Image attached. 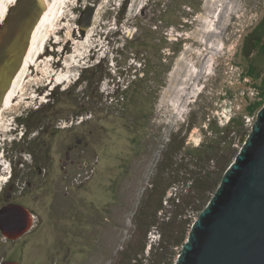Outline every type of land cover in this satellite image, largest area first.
Here are the masks:
<instances>
[{
    "label": "rangeland",
    "instance_id": "374dc122",
    "mask_svg": "<svg viewBox=\"0 0 264 264\" xmlns=\"http://www.w3.org/2000/svg\"><path fill=\"white\" fill-rule=\"evenodd\" d=\"M49 1L0 118V182L52 170L15 193L35 222L16 240L0 229V264H174L264 105V0Z\"/></svg>",
    "mask_w": 264,
    "mask_h": 264
},
{
    "label": "water",
    "instance_id": "95a60500",
    "mask_svg": "<svg viewBox=\"0 0 264 264\" xmlns=\"http://www.w3.org/2000/svg\"><path fill=\"white\" fill-rule=\"evenodd\" d=\"M45 9V0H17L0 26V109ZM93 13L91 7L84 12L83 29L91 25ZM24 213L28 211L20 205L2 208L3 232L24 233L29 227H23ZM174 264H264V105L215 193L193 222Z\"/></svg>",
    "mask_w": 264,
    "mask_h": 264
},
{
    "label": "flooded vegetation",
    "instance_id": "af4514ba",
    "mask_svg": "<svg viewBox=\"0 0 264 264\" xmlns=\"http://www.w3.org/2000/svg\"><path fill=\"white\" fill-rule=\"evenodd\" d=\"M16 0H14L15 2ZM7 14V13H6ZM47 49V48H46ZM48 52V51H47ZM22 114V113H21ZM13 134L15 135L16 138L18 134H20V137L19 138H22V136L25 134V131L22 130V129H16ZM17 140V139H15ZM12 143H9L7 145V148H9L11 146ZM76 145H70L68 147V150L66 151V159L63 161V166H62V169L64 171V182H66V180H68V184L67 186H65L66 188H69V186L71 185V181H70V168H68V166H73L75 164V158H73V155H72V152H73V149ZM11 148V147H10ZM8 149V153L9 151L10 152H13L11 149ZM35 155V154H34ZM35 157V156H34ZM10 159V157H8ZM16 161L15 163L17 164V162L19 161V157L16 156L15 157ZM19 164H21L22 166H25V163L24 161H19ZM32 169L33 168H36V170L38 171V173H35L36 170H33L34 173L32 175H26L23 176V177H20L18 176V174L15 173V175H9L8 178H4V180L2 182H0V191L3 189V193L6 194V198L5 200L1 201V204H0V210L6 206H10V205H20V206H23L20 202H17V196H15V193L18 192H24L26 190L29 189L32 190L36 187H42V185H37L39 182V176H46L47 172H49V170L51 169V167L48 165H45V166H31ZM52 170V169H51ZM50 170V171H51ZM2 173L0 174V177H4L5 176V173L4 171L0 170ZM12 176V177H11ZM11 177V178H10ZM5 186V187H4ZM49 188H53V192H56L59 191V178L56 177V176H52V178L50 179L49 181V185H48ZM66 194H68V192H65ZM27 211L28 213H24L23 215V227L24 226H29L28 229L22 233V234H19V232L15 231V230H12L11 232H9L10 234H5L3 232V230L1 229V231L3 232L4 236L8 239H11V240H16V239H19L21 238L23 235L27 234L34 226V222H35V219H34V213L29 211L28 208H26L25 206H23ZM26 214V215H25ZM30 222V223H29ZM19 263V262H18ZM20 264V263H19Z\"/></svg>",
    "mask_w": 264,
    "mask_h": 264
},
{
    "label": "bare ground",
    "instance_id": "6f19581e",
    "mask_svg": "<svg viewBox=\"0 0 264 264\" xmlns=\"http://www.w3.org/2000/svg\"><path fill=\"white\" fill-rule=\"evenodd\" d=\"M7 1L8 2H4L0 8V16L2 17V19L4 18V20H5L7 10H8L9 2H14V0H7ZM45 1H46V9H45L41 19L39 20L37 26L34 29L32 39H31V44H30L28 53L26 55L24 64H23L21 70L19 71V73L17 74V76L15 77L13 85H12L11 89L9 90L7 96H6V99H5V102L2 106V108L0 109V118L2 116L4 109L6 108V105H8L9 103H11L12 100H14L13 97H14V94L16 92V87L18 86L20 81H22V79L24 78L25 73H26L27 69L29 68V66L32 65L29 63V59L33 60L35 58V55L38 52H40L41 48L44 46L46 34L48 32L47 31L48 24H50L48 22H51V21H49V19H50L49 12H50L51 4H50L49 0H45ZM63 1L64 0L61 1L62 3H60V5H63ZM44 54H46V53L45 52L40 53L38 58H42L44 56Z\"/></svg>",
    "mask_w": 264,
    "mask_h": 264
},
{
    "label": "trees",
    "instance_id": "16d2710c",
    "mask_svg": "<svg viewBox=\"0 0 264 264\" xmlns=\"http://www.w3.org/2000/svg\"><path fill=\"white\" fill-rule=\"evenodd\" d=\"M258 42H259V38L256 36H253L251 39L248 40V45L246 46L247 47L246 49L248 50V52H247L248 54H250V52L255 49V44ZM235 157H236V155H235ZM177 200H179V199L177 198ZM184 242H185V239L181 244L183 245Z\"/></svg>",
    "mask_w": 264,
    "mask_h": 264
},
{
    "label": "clouds",
    "instance_id": "9594fccd",
    "mask_svg": "<svg viewBox=\"0 0 264 264\" xmlns=\"http://www.w3.org/2000/svg\"><path fill=\"white\" fill-rule=\"evenodd\" d=\"M11 142H12V139H11V141L10 140L8 141V144L11 143Z\"/></svg>",
    "mask_w": 264,
    "mask_h": 264
}]
</instances>
